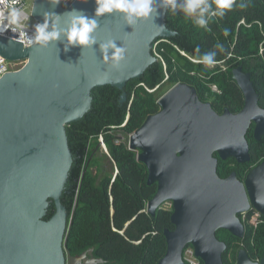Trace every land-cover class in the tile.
<instances>
[{
  "label": "water",
  "instance_id": "95a60500",
  "mask_svg": "<svg viewBox=\"0 0 264 264\" xmlns=\"http://www.w3.org/2000/svg\"><path fill=\"white\" fill-rule=\"evenodd\" d=\"M67 2L59 0L53 7L50 0H34L32 15L42 22L45 12L75 9L94 17L95 0ZM156 3L158 14L131 26L118 13L97 17V44L83 50L77 46L65 52L55 42L24 49L23 43L0 36L1 56L28 61L0 79V264L106 263L94 256V248L78 257L65 249L73 223L61 201L73 165L67 127L90 112L94 89L124 91L158 62L154 43L176 32L167 27L168 8ZM109 39L126 49L117 66L104 60L99 49ZM233 79L244 96L239 113L226 109L220 115L200 99L196 88L179 83L158 101L160 111L129 138V150L138 152L137 160L148 169L147 184L158 185L147 203L148 214L155 217L164 204L173 203L175 230L164 231L167 253L158 264H187V246L204 264H225L227 245L217 232L244 239L239 215L253 207L264 216V164L248 174L247 191L236 174L222 179L218 173L215 154L249 163L248 131L254 125V138L264 136V117L254 115L262 108L252 74L238 67ZM126 100L123 93L121 102ZM51 202L55 214L45 220ZM78 206L79 196L74 213ZM237 264H264V257L254 262L241 250Z\"/></svg>",
  "mask_w": 264,
  "mask_h": 264
},
{
  "label": "trees",
  "instance_id": "16d2710c",
  "mask_svg": "<svg viewBox=\"0 0 264 264\" xmlns=\"http://www.w3.org/2000/svg\"><path fill=\"white\" fill-rule=\"evenodd\" d=\"M241 2L235 0L224 17H213L207 30L169 7L166 24L176 35L156 40L162 41L159 51L167 66L168 80L164 82L166 72L162 62H156L143 76L131 80L124 91L111 86L96 88L90 112L67 127L73 165L61 201L68 210L69 223L73 217L65 243L72 256L78 257L94 248V256L106 261L105 264H158L165 257L164 231L175 230L171 222L173 210H159L155 217L143 212L156 195L158 185L147 184L148 169L137 160L139 153L130 151L125 140L118 143L116 135L117 132L132 135L149 116L160 111L159 91L163 86L188 84L217 113L229 109L237 114L244 107V96L233 79V70L242 67L245 73L252 74L259 106L264 109V0H243L248 4L245 9L237 6ZM225 28L230 29L227 37L223 35ZM218 43L224 46V51L216 48ZM197 47L200 54L215 51L217 63L205 67L194 62ZM218 66H226V70ZM212 86H217L221 94L213 92ZM123 93H127L124 103ZM128 114L130 119L122 127ZM100 136L110 157L100 154ZM247 140L251 155L247 168H250L264 161V137L260 141L254 138L253 125ZM105 160L109 164L105 165ZM115 168L118 174L114 178ZM78 196L79 206L74 213ZM54 214L55 204L51 202L45 220ZM217 237L228 246L223 256L225 264H232L228 253L233 243L245 244L253 260L264 257V222L257 228L249 227L244 239L228 231H218ZM238 248L236 245L233 256ZM199 264L204 262L199 259Z\"/></svg>",
  "mask_w": 264,
  "mask_h": 264
},
{
  "label": "clouds",
  "instance_id": "9594fccd",
  "mask_svg": "<svg viewBox=\"0 0 264 264\" xmlns=\"http://www.w3.org/2000/svg\"><path fill=\"white\" fill-rule=\"evenodd\" d=\"M53 7L59 5V0H50ZM96 7L94 17L87 15L81 10H71L63 14L56 12L43 13L42 22L34 25V31L26 34L22 30V10L17 7H11L7 14L0 13V33L11 30L18 33L25 47L33 46L48 47L55 42L56 45L63 44L64 51H69L72 47H93L97 44L94 33L98 28L97 17H103L105 14H121L127 25H134L142 18H152L157 9L153 7L156 0H95ZM235 0H159V5L164 8H171L173 12L179 10L186 19H191L192 23L198 28L208 29L210 20L213 17H224L226 11L231 10ZM240 9H245L248 4L243 2L237 5ZM160 30L164 31L165 26L160 25ZM230 29L225 28L223 35L227 37ZM216 48L224 51L222 44H217ZM99 49L104 60H111L114 66H117L124 58L126 49L118 46L115 40L109 39L105 43L99 44ZM195 52L198 54L195 58L196 63L205 67L214 66L216 52H205L200 54V48ZM256 117H264V109L256 108L254 110Z\"/></svg>",
  "mask_w": 264,
  "mask_h": 264
},
{
  "label": "built area",
  "instance_id": "2783aa9c",
  "mask_svg": "<svg viewBox=\"0 0 264 264\" xmlns=\"http://www.w3.org/2000/svg\"><path fill=\"white\" fill-rule=\"evenodd\" d=\"M29 2H30V0H0V13H2L4 15L7 14V11L11 7H17V8L22 10L23 16H22L21 24H22V30L26 34L32 33L34 31V25L36 23L40 22L32 15V10H33L34 3L32 5V7H31V10L28 11V7H30ZM33 2H34V0H33ZM3 22H6V21H0V23H3ZM242 23H244V22H242ZM0 36L4 37V38H8L10 40H15V41H18L20 43H23L21 38L19 37L18 33H13V32H11V30L3 32V33H0ZM161 42L162 41L156 42L153 45V49L152 50H153V54L158 59V62H162L163 66H164V70L166 72V78H165L164 82H166L168 80L169 76L167 74L166 63L164 62L163 56L161 55V53L159 51V44ZM23 48L24 49H29L28 47L24 46V43H23ZM27 62H28L27 60L9 61V60H7L6 58H4L3 56L0 55V79H2V77L5 75V73H12V72L20 71L21 69H23L25 67ZM219 64H221V63H219ZM218 67H221L224 71L226 70V66H218ZM212 90H213V92H215L217 94H221V91L218 89L217 86H212ZM149 92H153V91H149ZM129 119H130V115L128 114V116L126 118V121H125V124L122 127L127 125ZM117 128L118 127H112V129H117ZM130 136L131 135H129L128 137L130 138ZM123 140H124L123 137L120 138V140L118 138L117 142L119 143L120 141H123ZM99 141H100V147L105 149V151L109 155L107 147H106V144L104 142L103 136H100ZM166 204L170 205V209L166 210L163 207L164 206L163 205L160 210H166V211L173 210V203L172 202H167ZM184 259H185V262L187 264H199V259L196 258L193 248H189L184 253Z\"/></svg>",
  "mask_w": 264,
  "mask_h": 264
},
{
  "label": "flooded vegetation",
  "instance_id": "af4514ba",
  "mask_svg": "<svg viewBox=\"0 0 264 264\" xmlns=\"http://www.w3.org/2000/svg\"><path fill=\"white\" fill-rule=\"evenodd\" d=\"M244 108V107H243ZM226 110V109H225ZM224 110V111H225ZM229 110V109H228ZM224 113V112H223ZM223 113H221V114H223ZM220 114V115H221ZM253 126V125H252ZM251 126V127H252ZM255 128V127H254ZM247 136V135H246ZM264 137V136H263ZM262 137V138H263ZM108 153H109V151H108ZM106 155L107 156H109L110 157V154L108 155L107 153H106ZM215 157L216 158H218V160H219V164H218V169H219V171H218V173H219V176L222 178V179H228L230 176H232L233 174H236V176H237V179L245 186V189H246V191H247V176H248V174L252 171V170H254L256 167H258V166H260V165H262V164H264V161H262L261 163H259V164H257V165H255V166H252V167H250V168H247V162L245 163V164H240V163H238L236 160V162L235 161H232L233 160V158H229V159H227V160H221L220 158H219V155L218 154H215ZM231 159V160H230ZM220 162H222V164H221V166H220ZM109 164V163H108ZM115 172H116V174H115V176H114V178L117 176V174H118V170H117V168H115ZM144 213H147L148 214V212H147V206H146V209L143 211ZM239 218L241 219V221H242V223H243V225H244V227H245V236H246V234H247V230H248V228L249 227H254V228H257L258 226H259V224L260 223H263L264 221H263V218H264V216L263 215H261L255 208H251L248 212L246 211L245 213H243V214H241V215H239ZM258 225V226H257ZM257 226V227H256ZM220 231H225V230H219V232ZM245 238V237H244ZM227 245V244H226ZM236 245H239V248H238V250L236 251V254H235V256H233L234 255V253H233V251H234V249H235V246ZM228 250V246H227V249H226V251ZM241 250H245L247 253H248V255H249V252H248V250H247V246L245 245V244H241V243H233V244H231V250H230V252L228 253V257H229V261L230 262H232V264H237L238 263V258H239V252L241 251ZM226 251H225V253H226ZM225 253H224V255H225ZM223 255V256H224ZM249 258L251 259V257H250V255H249ZM252 261H254V262H258V261H260L261 259H256V260H253V259H251Z\"/></svg>",
  "mask_w": 264,
  "mask_h": 264
},
{
  "label": "rangeland",
  "instance_id": "374dc122",
  "mask_svg": "<svg viewBox=\"0 0 264 264\" xmlns=\"http://www.w3.org/2000/svg\"><path fill=\"white\" fill-rule=\"evenodd\" d=\"M73 1H74V0H68L67 5H70V3L73 2ZM33 3H34L33 0H30V2H29L30 7H28V11L31 10V7H32ZM213 70H214V69H213ZM172 88H173L172 85L166 84L165 86H163V87L160 89V91H159V95L163 97V96H164L165 94H167ZM162 97H161V98H162ZM116 135L118 136L119 140H120V138L123 137V139L129 144V137L124 136L121 132H117ZM107 150H108V149H107ZM106 153H107V152L104 151L103 148L100 149V154H106ZM104 164L106 165V164H108V162L105 160ZM94 173H96V169H94ZM115 174H116V172L114 173V176H115ZM163 207H164L166 210H169V209H170V205H168V204H166V205L164 204Z\"/></svg>",
  "mask_w": 264,
  "mask_h": 264
}]
</instances>
